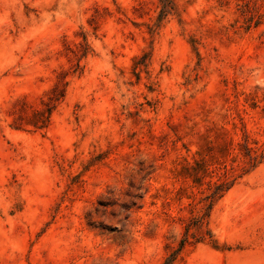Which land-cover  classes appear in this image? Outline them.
<instances>
[{"label": "rangeland", "instance_id": "obj_1", "mask_svg": "<svg viewBox=\"0 0 264 264\" xmlns=\"http://www.w3.org/2000/svg\"><path fill=\"white\" fill-rule=\"evenodd\" d=\"M0 264H264V0H0Z\"/></svg>", "mask_w": 264, "mask_h": 264}]
</instances>
